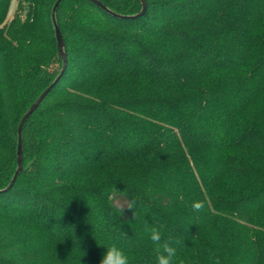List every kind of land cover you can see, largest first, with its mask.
Wrapping results in <instances>:
<instances>
[{
	"label": "trees",
	"instance_id": "trees-1",
	"mask_svg": "<svg viewBox=\"0 0 264 264\" xmlns=\"http://www.w3.org/2000/svg\"><path fill=\"white\" fill-rule=\"evenodd\" d=\"M54 1L0 0V264H153L145 223L183 264H264V0H61L5 189Z\"/></svg>",
	"mask_w": 264,
	"mask_h": 264
},
{
	"label": "clouds",
	"instance_id": "clouds-1",
	"mask_svg": "<svg viewBox=\"0 0 264 264\" xmlns=\"http://www.w3.org/2000/svg\"><path fill=\"white\" fill-rule=\"evenodd\" d=\"M135 200L128 202L125 208L132 210L135 207ZM192 207L195 211H200L203 205L198 201H193ZM145 233L153 244V264H183L177 256V248L171 238H163L159 228L145 223ZM98 264H130L129 256L116 244H111L104 248Z\"/></svg>",
	"mask_w": 264,
	"mask_h": 264
},
{
	"label": "water",
	"instance_id": "water-1",
	"mask_svg": "<svg viewBox=\"0 0 264 264\" xmlns=\"http://www.w3.org/2000/svg\"><path fill=\"white\" fill-rule=\"evenodd\" d=\"M61 0H55L52 4L51 7V12H50V17H51V25H52V29H53V34H54V39H55V45H56V49L57 52L59 54V57L61 59V69L58 73V75L55 77V79L52 81V83L36 98V100L29 106V108L26 110V112L22 115V117L20 118L17 127H16V148H15V163H16V169L14 171V174L8 184V186L5 188H9L12 183L14 182L17 174L20 172L21 170V130L23 127V124L25 123V121L27 120V118L36 110V108L38 107V105L41 103L42 99L44 98V96L47 94V92L49 91V89L55 84V82L58 80V78L61 76L65 64H66V59H65V53L63 51V43L61 40V35L59 33V30L55 24L54 21V13L56 10V7L58 5V3ZM91 3H93L94 5H96L97 7H99L100 9L106 11L109 13V11H107L97 0H87ZM140 3V11L138 14H136L135 16H141L144 14L145 10H146V3L145 0H138ZM4 189V190H5Z\"/></svg>",
	"mask_w": 264,
	"mask_h": 264
},
{
	"label": "rangeland",
	"instance_id": "rangeland-1",
	"mask_svg": "<svg viewBox=\"0 0 264 264\" xmlns=\"http://www.w3.org/2000/svg\"><path fill=\"white\" fill-rule=\"evenodd\" d=\"M15 1L13 2V4H12V6H11V8L9 9V11H8V14H7V16H6V23H8L10 20H11V18L13 17V15L17 12V9H16V6H15ZM2 151L0 150V158H1V156H2ZM99 177H101V175L100 174H97V175H94L93 177H92V179H93V181H97L96 179L97 178H99ZM112 204L116 207V208H118V209H124L125 208V205H126V202H125V200L124 199H122L121 197H115V198H113V200H112ZM52 259H56L57 260V256L56 255H53L52 256Z\"/></svg>",
	"mask_w": 264,
	"mask_h": 264
}]
</instances>
